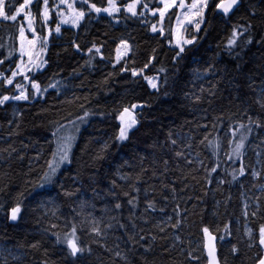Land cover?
<instances>
[{
  "label": "trees",
  "instance_id": "16d2710c",
  "mask_svg": "<svg viewBox=\"0 0 264 264\" xmlns=\"http://www.w3.org/2000/svg\"><path fill=\"white\" fill-rule=\"evenodd\" d=\"M6 2L18 6L23 0ZM91 2L106 6V0ZM142 2L156 6V0ZM56 3L48 4V63L32 76L42 87L65 80L70 90L49 89L42 98L0 106V205L5 206L0 208V264H206L203 226L225 237L218 239L222 264H255L261 256L259 227L264 225V0H242L229 18L209 12L207 35L202 32L198 49L178 63H173L175 52L168 40L150 31L152 24L159 25V15L152 17L139 6L138 13H145L142 18L123 11L115 19L93 13L83 27L61 26L57 36L58 17L52 12ZM43 7V0L32 4L38 36H47L46 25L41 31ZM175 21L173 15V29ZM21 25L22 16L16 22L0 21V73L5 76L20 61ZM248 25L238 45L227 48L233 26ZM161 26L168 36V14ZM121 39L131 45L126 59L130 68L142 69L150 57L156 58L144 74L159 77L158 91L142 78L120 74L123 62L113 68ZM93 44L103 46V59L95 54L89 64L87 49ZM197 71L209 76L197 80ZM15 83L28 85L17 78ZM17 92L14 85H0V95ZM133 103L142 105L134 113L138 126L126 142L117 143L114 117ZM85 111L89 117L74 130L69 121ZM54 122L65 126L61 135L74 137L72 163L62 167L59 182L49 187L51 196L43 198L46 202H37L30 194L56 149ZM241 136L246 139L237 157L233 150ZM217 163L219 175L213 173L208 183L206 169ZM113 180L118 201L105 195ZM133 197L135 207L127 203ZM17 202L23 212L12 222L8 210ZM117 202L121 209L114 208ZM148 203L154 208H147ZM176 220L182 221L178 228L173 227ZM73 226L84 249L76 258L62 242L65 236L71 238ZM247 226L253 231L251 238ZM233 245L239 249L237 255L231 252Z\"/></svg>",
  "mask_w": 264,
  "mask_h": 264
},
{
  "label": "snow or ice",
  "instance_id": "6c2138e0",
  "mask_svg": "<svg viewBox=\"0 0 264 264\" xmlns=\"http://www.w3.org/2000/svg\"><path fill=\"white\" fill-rule=\"evenodd\" d=\"M34 3V0H23L22 3H19L18 6H9L6 0H0V21L4 22H16L19 17L23 15V18L27 20V29L32 35V39H28L25 35V27L21 25L19 27V38H20V49L19 56L20 61L16 63L15 70L8 69L11 72L10 76H5L4 73H0V85H14L15 89L19 90L18 95H0V106L6 105L8 101H29L30 99H35L37 96L44 95L48 88H42L41 84L37 81L36 77L32 76L33 72L43 71L46 69L48 61L44 59V55L46 54V50L48 48V36L52 35V30L49 29L48 36H38L37 29L33 27L34 17L26 11V9ZM242 3V0H191V3H186V0H156V6L153 8H149V3H144L142 0H130V2L124 4L123 0H120L118 4V0H106V6L98 7L97 3L91 2V0H60V6H66L67 12L59 11L57 15L61 17L60 21L56 23L54 32L57 36L61 34V26L62 25H71L73 28L83 27L84 22H89L93 13L101 14L106 13L108 17H112L115 19L116 15L121 13L122 11L125 14H131L132 17L142 18L145 16L143 11H137L138 6L148 10L151 13L152 17H156L159 15L160 23L163 24L165 21L166 14H168V23L169 30L168 36H165L164 27H157L156 24H152L150 31L152 33L158 34L161 37H164L168 40L169 46L175 52L173 57V63H178L180 60L185 59L189 52H192L194 49H198L200 45V34L203 32L205 35L208 33V29L210 27L208 13L214 12L217 16H222L224 18H229L231 14H234L235 11L239 10V7ZM49 0H43V11L42 21L43 24L41 26V31L43 30V26L47 24L49 21ZM123 4V7L120 6ZM79 5V8H77ZM162 5V6H160ZM87 9L85 11L84 9ZM178 8L181 11L179 14L170 13L169 10ZM176 16V27L173 29L171 27V19L172 16ZM255 15V13H252ZM147 25V19L142 21ZM251 25L247 27H238L233 26L230 37L227 40L226 47L229 49H234L238 45V41L248 33ZM188 29H191V32H188ZM188 32V35L184 33ZM190 36L191 38H188ZM37 43L40 44L39 51L34 52L33 49L36 48ZM246 43H252L251 38L249 37ZM25 44L28 47H25ZM121 46H123L124 51L121 52ZM73 47L77 52L81 51L80 45L73 42ZM102 45L97 46L93 44L92 47L87 49L88 61L87 63H91L93 59H95V54H99L100 58L103 59L102 53ZM131 50V45L127 40L121 39L120 43L116 47V60L113 64V68L115 69L117 65H120L123 62V66L119 68L120 74H130L132 78H142L147 82V84L153 89L158 91L159 85L157 81L159 80L158 76L149 77L144 74L145 70L149 69L152 65L153 61L156 59L154 56L150 57L148 62L144 65L142 69H136L135 67H129L126 63V59L129 58L128 54ZM11 56V53H9ZM27 56V62H25L24 57ZM4 63L3 60H0V65ZM211 68H209V71ZM160 71H164L161 69ZM196 75L199 77L201 73L199 71L196 72ZM16 77H22L23 81H27L28 85L25 86L20 83H15ZM48 87L56 89L57 84H50ZM199 100V97H197ZM264 106V105H262ZM142 107V105L133 103L130 107H123L122 111H119L118 115H115V119L118 121V134L115 137V142L123 144L129 139V134L132 130H134L138 126V120L135 116V110ZM83 108V105H81ZM90 113L85 111L83 116H78L76 121H69V124L72 125L74 130L78 131V122L83 123L88 117ZM250 122H251V118ZM55 130L52 132V135L56 138V149L52 153V159L47 162V170L44 172L43 176L40 178V182L36 183L31 192V197L33 200L37 202H46L43 201L44 197L51 196V192L49 191V187L55 188V185L59 182L60 172L62 167L65 164L70 165L72 163L71 157V144L74 139L73 136L70 135H61V133L65 132V126L63 124H59L58 122H54ZM261 124H257V127H260ZM243 127V125H241ZM250 131V129H249ZM246 139L245 136H241L240 143H237L235 149L233 150L234 154L239 157L241 155V148L243 147V141ZM172 144H175L176 141L172 140ZM177 156H182L183 154L180 152L176 153ZM231 159V156H229ZM167 163V161H165ZM188 163H192V161H188ZM203 165V162L201 161ZM219 163L216 164L215 167H211L210 169H206V179L208 183L213 182L212 174L216 173L219 175ZM239 172L241 175L245 173V168L241 165ZM256 175V173H254ZM120 179L125 180L127 177L121 176ZM233 179H236L235 172L233 173ZM217 183H223V180L217 181ZM116 181L113 180V187L108 190L105 195L111 196L114 200H119V196L115 190ZM137 193H139V189H135ZM65 195H69V193H65ZM125 196L128 195L127 192L124 193ZM136 197L128 199L127 203L130 206H136ZM5 207L4 205H0V208ZM122 205L117 202L114 204L115 209H121ZM147 208H154L152 203L147 204ZM179 206L177 205V209ZM177 209H174L177 215L179 212ZM163 211V209H161ZM186 211V210H185ZM23 209L21 204L17 202L15 206H12L8 210V219L12 222L20 219L22 215ZM254 216L255 213H252ZM172 217H169L171 220ZM182 224L181 220H176L173 224V227H180ZM121 227H125L121 225ZM94 232L99 234L100 229L98 227H94L92 229ZM76 227H72L71 238L65 236L62 241L67 245L68 255L72 258H76L80 253L84 251L82 247H80L78 240L79 238L76 236ZM204 244L203 247L207 250V260L208 264H220V259L217 255V249L215 246V241L217 239L224 240V236H220L219 238L214 236L212 231L208 226H203L202 229ZM225 232L230 236L231 231L227 225H225ZM251 235V232H249ZM134 239V238H133ZM57 242L60 243V238L57 236ZM251 247V245H249ZM258 246L261 249H264V225H260L259 227V240ZM36 247V245H33ZM231 252L233 255H237L239 253V249L233 245L231 248ZM119 255V253H117ZM191 255V253H189ZM193 259L199 260L198 257H193ZM257 264H264V256H258Z\"/></svg>",
  "mask_w": 264,
  "mask_h": 264
},
{
  "label": "rangeland",
  "instance_id": "374dc122",
  "mask_svg": "<svg viewBox=\"0 0 264 264\" xmlns=\"http://www.w3.org/2000/svg\"><path fill=\"white\" fill-rule=\"evenodd\" d=\"M36 0H34V2H35ZM128 2H130V0L128 1ZM186 3H191V0H186ZM60 4V0H57V3H56V5H55V7H54V11H52V12H54L56 15H57V12H59V11H65V12H67V8H66V6H60V7H57V5H59ZM48 7H49V5H48ZM77 8H79V5H77ZM178 9V8H177ZM85 11H87V9L85 8L84 9ZM26 11L27 12H29L33 17H34V15H33V12H32V5H30L27 9H26ZM170 11V10H169ZM181 10L180 9H178V12H177V14H179V12H180ZM50 13H51V9L49 8V17H50ZM102 15H107L106 13H101ZM22 17H23V15H22ZM57 17H58V22L60 21V19H61V17L59 16V15H57ZM46 26H47V36H48V33H49V26H50V18H49V21L47 22V24H45ZM23 26L25 27V35L28 37V39H32V35L30 34V32H29V30L27 29V20L26 19H24L23 18ZM62 26H70V27H72L71 25H62ZM33 27H35V20L33 21ZM158 28L159 27H161V23H160V19H159V25L157 26ZM176 27V21H175V26H174V28ZM73 28V27H72ZM192 30L191 29H188V32H191ZM188 32H185L184 34L185 35H188ZM188 38H191L190 36H188ZM48 39H49V36H48ZM21 42H19V44H20ZM25 47L27 48L28 47V45L27 44H25ZM39 49H40V44L39 43H37V46H36V48L35 49H33V51L34 52H36V51H39ZM124 51V48H123V46H121V52H123ZM24 60H25V62H27V56H25L24 57ZM209 76V73H201V76H197V80H202L203 78H206V77H208ZM17 79H19V80H23L22 79V77H16ZM15 78V79H16ZM51 84H57V88L55 89V90H57L59 93H65V92H67V91H69L70 90V87H69V85H68V83H67V81H65V80H62V79H58V80H54ZM42 88H48V90L49 89H53V88H50V87H42ZM47 90V91H48ZM19 94V90H18V92H17V95ZM45 95V94H44ZM44 95H42V96H38L39 98H42ZM11 101V100H10ZM12 102H15V103H17V102H19V101H12ZM256 173V172H255ZM244 207H245V211H244V214H245V216L247 217V214H248V209H247V207H246V204H244ZM246 234L248 235V237H250L251 238V236L253 235V231L251 230V228L249 227V226H247L246 227ZM249 232H251V235L249 234ZM202 246H203V242H202ZM204 251V250H203Z\"/></svg>",
  "mask_w": 264,
  "mask_h": 264
},
{
  "label": "water",
  "instance_id": "95a60500",
  "mask_svg": "<svg viewBox=\"0 0 264 264\" xmlns=\"http://www.w3.org/2000/svg\"><path fill=\"white\" fill-rule=\"evenodd\" d=\"M214 236H216L215 234H213ZM217 237V236H216ZM204 239H203V244H204ZM215 243V246H216V249H217V255H218V257H219V254H218V246H217V244H218V239L214 242ZM203 249H204V254H205V257H206V260H207V250L203 247ZM261 249V248H260ZM261 251H262V254H261V256H264V249H261ZM206 264H208V260H207V263ZM220 264H222L221 262H220ZM255 264H257V262L255 263Z\"/></svg>",
  "mask_w": 264,
  "mask_h": 264
}]
</instances>
